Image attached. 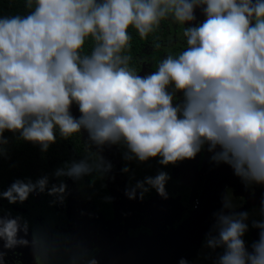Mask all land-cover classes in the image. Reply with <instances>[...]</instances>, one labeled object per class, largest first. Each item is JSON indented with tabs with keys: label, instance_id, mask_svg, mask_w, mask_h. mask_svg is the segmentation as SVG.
Instances as JSON below:
<instances>
[{
	"label": "clouds",
	"instance_id": "9594fccd",
	"mask_svg": "<svg viewBox=\"0 0 264 264\" xmlns=\"http://www.w3.org/2000/svg\"><path fill=\"white\" fill-rule=\"evenodd\" d=\"M24 4L26 15L0 17V155L8 143L6 131L47 152L57 132L67 140L83 130L87 157L58 169L56 177L80 180L94 171H111L100 155L105 146H123L127 161L159 157L163 166L192 160L207 146L214 163L229 165L246 184L264 185V0ZM197 9L205 17L199 23ZM163 21L183 27L187 46L141 76L130 67V29L145 40ZM73 105L78 118L72 115ZM168 179L161 171L137 182L126 195L135 199L139 190L143 199L152 188L167 199ZM47 188V177L35 183L17 180L0 197L23 203ZM65 188L53 185L48 195L62 200ZM232 208L225 196L206 237L207 248L221 250L215 264H264V220L252 221L259 235L249 251L243 239L249 214ZM20 231L27 234L26 221L0 217L5 249L28 245L18 238ZM32 244L37 264H49L61 248L46 235H34ZM66 252L70 264H97L82 248Z\"/></svg>",
	"mask_w": 264,
	"mask_h": 264
},
{
	"label": "flooded vegetation",
	"instance_id": "af4514ba",
	"mask_svg": "<svg viewBox=\"0 0 264 264\" xmlns=\"http://www.w3.org/2000/svg\"><path fill=\"white\" fill-rule=\"evenodd\" d=\"M20 1L24 2V0ZM22 5L17 9L25 12L24 15H26L28 10L25 4ZM195 15L196 23L202 22L205 18L199 9L196 10ZM0 17H2L1 14ZM130 33L131 48L127 52L131 57L130 67L141 76L152 73L161 59L167 55L175 56L187 46L183 36V27L171 21H163L160 28L145 40H141L133 29H130ZM71 111L74 117H79L80 113L75 105ZM4 137L8 143L4 146L5 153L0 155V193L7 191L17 180L35 183L43 177L48 178V188L45 192H33L23 203L10 204L7 199L0 197V217L13 219L19 217L28 223V237H23L28 241L27 248L17 246L13 249H5L4 241L0 240V252L4 253V264H37L32 244L34 235H46L50 241L61 246L49 264H70V255L66 249L71 248H82L88 253V257L94 258L98 264L105 253L116 245L107 251H104L100 245V242L110 232H118L116 237L120 236V238L117 244L125 240L127 235L132 238L151 235L153 228L149 222L155 220L152 215L143 218L146 224L138 223L136 227H132V223L136 224L140 218L134 221L129 218L128 202L132 199L126 195V191L134 187L132 183L141 177L139 174L142 170L152 172L154 177L161 171L169 176L165 185L168 194L165 200L167 205L161 202L158 206L161 215L162 211L172 212L174 207L180 208L178 215L183 214V210L192 201L194 190L197 191L195 193L197 200L190 215L183 216L184 218L177 217L179 222L185 219L177 227L178 229L197 209L210 164V153L206 146L194 159L168 166L161 165L159 157L145 163L136 160L127 161L124 159L126 149L123 146H105L100 155L105 161L110 162L111 171L107 173L94 171L80 180H73L66 176L56 177L55 172L70 165L73 161L78 162L87 157L85 144L88 136L86 131L82 130L80 134L73 135L67 140L62 139L57 132L56 142L49 146L47 152H43L38 144L22 140L18 133L13 134L6 131ZM91 151L97 152L95 146L91 148ZM125 167L129 169L127 173L123 172ZM194 177L198 180L195 188L192 186ZM61 183L66 186L62 200L48 195V189L53 185L59 187ZM137 194L140 196L139 190ZM157 195L159 194L155 196ZM155 196L150 199L139 197V200L146 204ZM225 196L230 197L233 204L230 211L249 214L248 231L243 239L246 247L251 251V246L258 240L259 235V229L252 227V221L264 220V215L261 214L262 203H264V185L246 184L231 169ZM222 208L223 204L220 211ZM160 226L163 227V225ZM210 232L194 250L205 243ZM220 251L219 249L218 254ZM184 257L182 259H185ZM187 262L193 264V260Z\"/></svg>",
	"mask_w": 264,
	"mask_h": 264
},
{
	"label": "water",
	"instance_id": "95a60500",
	"mask_svg": "<svg viewBox=\"0 0 264 264\" xmlns=\"http://www.w3.org/2000/svg\"><path fill=\"white\" fill-rule=\"evenodd\" d=\"M211 155L197 209L187 221L177 230L163 235L133 238L127 235L125 240L109 249L98 264H176L192 252L213 228L232 169L224 163L217 165L211 160ZM23 237H28V234L20 231L18 238Z\"/></svg>",
	"mask_w": 264,
	"mask_h": 264
},
{
	"label": "rangeland",
	"instance_id": "374dc122",
	"mask_svg": "<svg viewBox=\"0 0 264 264\" xmlns=\"http://www.w3.org/2000/svg\"><path fill=\"white\" fill-rule=\"evenodd\" d=\"M183 47L185 48V46ZM166 49L171 50L172 48H166ZM196 177L193 178V182H192V186L194 188L198 181ZM203 178L204 175L201 178L200 189L202 188ZM196 192L197 191L194 190L193 197L191 199L192 201L190 202L189 206L183 210V214H179V215L178 212L180 208L178 209L175 207L172 209V212L162 211L161 212L162 215L159 213L158 206H160V203L164 202L163 205L165 206L167 205V203L165 204L166 199L162 198L160 195H157L156 197L151 199V201L144 204L139 200L140 197L139 194L136 193V198H137L136 201H134L135 199H132L131 201L128 202L130 208L129 218L130 220L134 221L137 220L139 217L140 221L137 222L136 224L132 223V227H136L138 223L144 222L146 224L147 222L143 218L145 216L152 215L155 218V220L149 222V225L152 226L153 228L151 233L152 236L163 235L175 231V229H177V227L185 220L184 219L181 222H179L177 217L184 218L183 216H189L190 213L193 211V207L195 206V202L197 200V196L195 194ZM137 214L139 216H137ZM160 225H163V227ZM117 234L118 232H110L108 236L103 241L100 242V245L104 251H107L110 247L117 244L120 238V236L116 237ZM218 251L219 249H217L216 251L210 250L205 246L204 243L203 245L199 246L197 250L193 249L192 252L185 255L184 260L186 261L193 260V264H215Z\"/></svg>",
	"mask_w": 264,
	"mask_h": 264
},
{
	"label": "trees",
	"instance_id": "16d2710c",
	"mask_svg": "<svg viewBox=\"0 0 264 264\" xmlns=\"http://www.w3.org/2000/svg\"><path fill=\"white\" fill-rule=\"evenodd\" d=\"M22 4H24V2H21L20 0L16 2V0H0V14L2 16H10L12 14L14 15H24L25 12H21L19 9H17V7H21L23 6ZM90 50V45L86 44L85 46V51H89ZM141 177L138 178L134 183H132L133 186L136 185L137 182H143L145 180L146 177H154L152 172L149 171H143L139 174ZM145 187H148L147 185H145ZM156 194H158L155 189L149 188V191L147 193L144 194L145 199H150L152 196H155ZM91 258V257H88ZM188 264H192L191 262Z\"/></svg>",
	"mask_w": 264,
	"mask_h": 264
}]
</instances>
